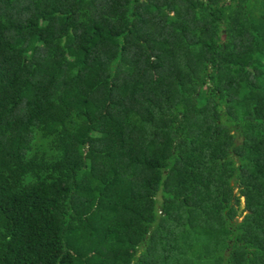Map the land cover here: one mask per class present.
I'll list each match as a JSON object with an SVG mask.
<instances>
[{
	"label": "trees",
	"instance_id": "trees-1",
	"mask_svg": "<svg viewBox=\"0 0 264 264\" xmlns=\"http://www.w3.org/2000/svg\"><path fill=\"white\" fill-rule=\"evenodd\" d=\"M0 264H264V0H0Z\"/></svg>",
	"mask_w": 264,
	"mask_h": 264
},
{
	"label": "rangeland",
	"instance_id": "rangeland-1",
	"mask_svg": "<svg viewBox=\"0 0 264 264\" xmlns=\"http://www.w3.org/2000/svg\"><path fill=\"white\" fill-rule=\"evenodd\" d=\"M109 40H110L111 42H114L116 39H115L114 37L109 36Z\"/></svg>",
	"mask_w": 264,
	"mask_h": 264
}]
</instances>
